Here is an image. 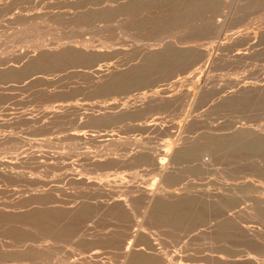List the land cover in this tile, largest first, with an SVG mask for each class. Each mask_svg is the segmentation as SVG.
<instances>
[{
	"label": "rangeland",
	"instance_id": "1",
	"mask_svg": "<svg viewBox=\"0 0 264 264\" xmlns=\"http://www.w3.org/2000/svg\"><path fill=\"white\" fill-rule=\"evenodd\" d=\"M263 139L264 0H0V264H264Z\"/></svg>",
	"mask_w": 264,
	"mask_h": 264
},
{
	"label": "bare ground",
	"instance_id": "2",
	"mask_svg": "<svg viewBox=\"0 0 264 264\" xmlns=\"http://www.w3.org/2000/svg\"><path fill=\"white\" fill-rule=\"evenodd\" d=\"M264 140V139H263ZM257 211V210H256ZM262 216V215H261Z\"/></svg>",
	"mask_w": 264,
	"mask_h": 264
}]
</instances>
